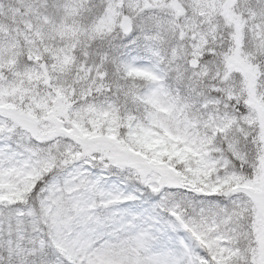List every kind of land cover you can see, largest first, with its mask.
<instances>
[{
  "label": "snow or ice",
  "instance_id": "snow-or-ice-1",
  "mask_svg": "<svg viewBox=\"0 0 264 264\" xmlns=\"http://www.w3.org/2000/svg\"><path fill=\"white\" fill-rule=\"evenodd\" d=\"M0 264H264V0H0Z\"/></svg>",
  "mask_w": 264,
  "mask_h": 264
}]
</instances>
